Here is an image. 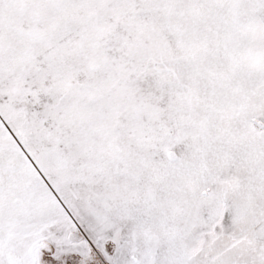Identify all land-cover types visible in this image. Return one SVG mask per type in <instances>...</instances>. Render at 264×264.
Here are the masks:
<instances>
[{
    "label": "snow or ice",
    "instance_id": "6c2138e0",
    "mask_svg": "<svg viewBox=\"0 0 264 264\" xmlns=\"http://www.w3.org/2000/svg\"><path fill=\"white\" fill-rule=\"evenodd\" d=\"M0 264H264V0H0Z\"/></svg>",
    "mask_w": 264,
    "mask_h": 264
}]
</instances>
